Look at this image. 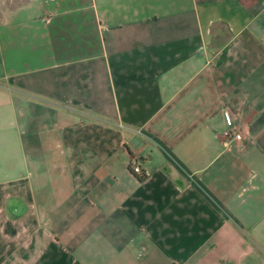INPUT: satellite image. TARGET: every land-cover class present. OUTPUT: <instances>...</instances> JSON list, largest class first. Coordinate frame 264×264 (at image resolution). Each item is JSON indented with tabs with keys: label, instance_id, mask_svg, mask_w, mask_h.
Returning <instances> with one entry per match:
<instances>
[{
	"label": "crops",
	"instance_id": "obj_1",
	"mask_svg": "<svg viewBox=\"0 0 264 264\" xmlns=\"http://www.w3.org/2000/svg\"><path fill=\"white\" fill-rule=\"evenodd\" d=\"M263 246L264 0H0V264Z\"/></svg>",
	"mask_w": 264,
	"mask_h": 264
},
{
	"label": "built area",
	"instance_id": "obj_2",
	"mask_svg": "<svg viewBox=\"0 0 264 264\" xmlns=\"http://www.w3.org/2000/svg\"><path fill=\"white\" fill-rule=\"evenodd\" d=\"M222 135L224 137L225 140H231V139H235V140H238L242 137V134L238 131H235L233 128L231 127H228V128H225L223 131H222ZM131 169L135 172V173H138L140 174V176L143 173L142 171V168L140 166V164L138 162H133L131 163Z\"/></svg>",
	"mask_w": 264,
	"mask_h": 264
},
{
	"label": "rangeland",
	"instance_id": "obj_3",
	"mask_svg": "<svg viewBox=\"0 0 264 264\" xmlns=\"http://www.w3.org/2000/svg\"><path fill=\"white\" fill-rule=\"evenodd\" d=\"M264 247V246H263ZM260 248V247H259ZM254 256V258L256 257L255 254L250 253L248 255V260H244V262H242L243 264H264V260H257L253 259L252 257ZM264 257V256H263Z\"/></svg>",
	"mask_w": 264,
	"mask_h": 264
}]
</instances>
